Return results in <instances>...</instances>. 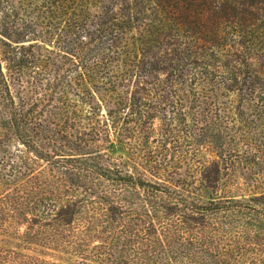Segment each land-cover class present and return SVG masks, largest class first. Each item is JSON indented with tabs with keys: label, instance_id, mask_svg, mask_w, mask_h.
<instances>
[{
	"label": "trees",
	"instance_id": "16d2710c",
	"mask_svg": "<svg viewBox=\"0 0 264 264\" xmlns=\"http://www.w3.org/2000/svg\"><path fill=\"white\" fill-rule=\"evenodd\" d=\"M263 189L264 0H0V264H264Z\"/></svg>",
	"mask_w": 264,
	"mask_h": 264
},
{
	"label": "rangeland",
	"instance_id": "374dc122",
	"mask_svg": "<svg viewBox=\"0 0 264 264\" xmlns=\"http://www.w3.org/2000/svg\"><path fill=\"white\" fill-rule=\"evenodd\" d=\"M232 98V100L234 101L235 100V97L234 96H232L231 97ZM169 147H172L171 145H169ZM113 153V155L114 156H116V157H124V158H128V154H127V152L126 151H124V150H117L116 152H112ZM168 155V154H167ZM171 155V154H170ZM169 155V156H170ZM244 188V187H243ZM245 189V188H244ZM264 190V189H263ZM2 239H5V236H4V234H3V232H1L0 231V240H2Z\"/></svg>",
	"mask_w": 264,
	"mask_h": 264
}]
</instances>
